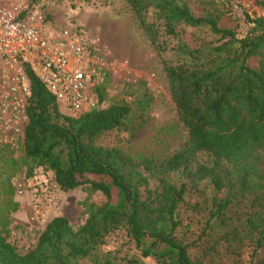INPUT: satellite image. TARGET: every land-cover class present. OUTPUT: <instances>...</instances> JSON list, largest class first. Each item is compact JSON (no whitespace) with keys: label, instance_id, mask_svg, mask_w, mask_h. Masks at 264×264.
<instances>
[{"label":"trees","instance_id":"obj_1","mask_svg":"<svg viewBox=\"0 0 264 264\" xmlns=\"http://www.w3.org/2000/svg\"><path fill=\"white\" fill-rule=\"evenodd\" d=\"M124 1L161 58L171 100L188 130L187 140L163 164L98 146L95 140L102 133L141 129L152 104L150 95L144 93L131 104L116 101L72 118L60 112L45 84L27 68L31 82L23 142L30 165L27 179L36 175L37 168L48 167L64 193L89 183L106 202L76 231L66 217L53 218L27 254L0 238V264H71V259L88 256L105 234L122 226L135 244L144 247L146 257L196 264L190 258L196 244L182 245L174 236L185 184L177 186L169 177L172 173L185 174L191 185L208 180L214 190L227 196L213 200L205 256L222 239L247 238L252 245L247 264H264V17H248L247 33L239 38L236 30L220 26L217 18L196 14L186 0ZM182 24L208 26L219 39L215 45H193L178 30ZM164 37L177 41L176 64L165 58ZM98 95L102 103L105 87ZM200 154L212 156V165L196 164ZM155 176L160 182L152 190L149 182ZM245 209L253 211L244 231L237 226L231 231L227 223L232 212ZM219 223L223 233L213 236Z\"/></svg>","mask_w":264,"mask_h":264},{"label":"rangeland","instance_id":"obj_2","mask_svg":"<svg viewBox=\"0 0 264 264\" xmlns=\"http://www.w3.org/2000/svg\"><path fill=\"white\" fill-rule=\"evenodd\" d=\"M198 15H209L218 19L222 27H229L237 32L240 25L231 11L225 6L227 0H186ZM44 12L49 27L81 30L85 35L95 37L97 46L105 50L117 63L126 64L130 73L120 72L105 87L102 108L112 103L125 100L133 103L140 95L147 93L152 104L146 111V123L139 130L114 129L102 133L95 144L106 148H117L138 160H152L157 164L166 163L180 151L187 140L188 130L180 121L176 107L171 100L169 83L159 55L149 38L140 27L132 8L124 0H41L37 3ZM255 16L264 17V0H255ZM249 27V24H248ZM180 32L186 33L193 45L204 46L218 41L210 27L180 25ZM161 42L166 46L164 54L168 61L176 64L179 56L174 54L177 47L174 38L164 37ZM212 165L209 154H200L196 164ZM29 162L23 145L12 151H0V238L5 239L18 249L20 254H27L35 249L43 227H34L29 222L30 201L17 193V185L27 180ZM149 175V174H148ZM54 173L48 167L36 169L35 178L40 180ZM88 178L97 180L95 174ZM169 177L177 186L185 184L183 201L179 204L176 218L179 227L175 231L178 243L196 244L190 250V258L196 264H247L250 260L251 243L247 238L236 242L220 240L214 251L206 256L204 242L209 238L208 225L213 210L215 197L225 199V193H218L205 180L191 185L183 173H172ZM160 177H151L152 190L157 189ZM106 202L105 197L91 188L89 183L63 194L59 205L53 210L50 220L66 217L74 231L80 229L91 212ZM251 209L232 212V219L227 226L233 230L237 226L244 231L245 222ZM213 236L222 235L221 223ZM225 228V227H223ZM149 240L145 241L148 246ZM71 264H176L168 257L144 255V247L129 238L126 227L110 230L104 235L86 257L71 259Z\"/></svg>","mask_w":264,"mask_h":264},{"label":"built area","instance_id":"obj_3","mask_svg":"<svg viewBox=\"0 0 264 264\" xmlns=\"http://www.w3.org/2000/svg\"><path fill=\"white\" fill-rule=\"evenodd\" d=\"M255 0H227L226 8L239 19L241 37L253 18ZM45 84L62 114L79 118L101 109L99 92L126 64L112 60L97 46L95 37L81 30L49 27L46 16L30 0H0V151L23 145L29 124L30 79L26 69ZM53 176H35L17 185L30 201L29 222L45 227L64 192Z\"/></svg>","mask_w":264,"mask_h":264}]
</instances>
